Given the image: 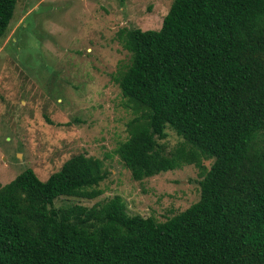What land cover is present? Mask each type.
<instances>
[{
	"label": "trees",
	"instance_id": "trees-1",
	"mask_svg": "<svg viewBox=\"0 0 264 264\" xmlns=\"http://www.w3.org/2000/svg\"><path fill=\"white\" fill-rule=\"evenodd\" d=\"M17 2L0 0V37ZM116 38L133 113L116 153L135 180L195 165L198 200L162 222L119 195L56 205L100 196L102 161L76 154L46 180L26 168L0 182V264H264V0H173L160 28Z\"/></svg>",
	"mask_w": 264,
	"mask_h": 264
},
{
	"label": "rangeland",
	"instance_id": "rangeland-1",
	"mask_svg": "<svg viewBox=\"0 0 264 264\" xmlns=\"http://www.w3.org/2000/svg\"><path fill=\"white\" fill-rule=\"evenodd\" d=\"M173 0H18L0 37V182L26 168L41 180L76 154L102 161L108 176L94 199L60 197L56 205L91 206L119 195L130 215L158 222L199 198L193 164L135 180L116 148L133 116L113 79L129 62L120 28L158 29ZM160 140L182 138L170 127ZM212 160H204L209 168Z\"/></svg>",
	"mask_w": 264,
	"mask_h": 264
}]
</instances>
